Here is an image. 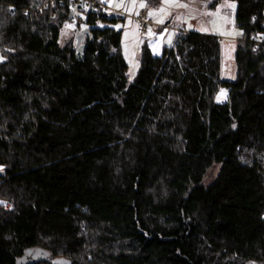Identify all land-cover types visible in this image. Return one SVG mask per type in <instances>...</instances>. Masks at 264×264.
I'll list each match as a JSON object with an SVG mask.
<instances>
[{"label":"trees","instance_id":"trees-1","mask_svg":"<svg viewBox=\"0 0 264 264\" xmlns=\"http://www.w3.org/2000/svg\"><path fill=\"white\" fill-rule=\"evenodd\" d=\"M65 1L0 0V264H264V0H235L233 80L180 30L132 81L120 30L59 44Z\"/></svg>","mask_w":264,"mask_h":264},{"label":"rangeland","instance_id":"rangeland-1","mask_svg":"<svg viewBox=\"0 0 264 264\" xmlns=\"http://www.w3.org/2000/svg\"><path fill=\"white\" fill-rule=\"evenodd\" d=\"M106 1L109 6L117 10L120 16L108 15V17H116L115 21L101 20L100 26L110 25L116 31L120 30V49L127 62L126 74L129 81H132L137 73L142 47L147 45L154 55H159L164 46L173 45L176 33L180 30L216 35L220 41V77L224 80L235 78L234 52L241 31L235 26L233 17L227 15L229 9H235V0H220L214 6H209L211 0H168V2L158 0V3L153 5L148 3L149 0ZM141 3L145 7H140ZM146 7L148 14L149 12L156 14L152 16L154 21L150 27L143 35H140L136 32L135 17L141 9ZM161 8L164 9L163 12L159 11ZM210 13H216V15H209ZM160 20H163V23H159ZM91 26L82 16L80 18L76 16L72 22L64 21L58 36L59 44L65 42L75 44L77 30ZM149 29H151V34H149ZM3 60L4 56L0 53V62ZM222 90L224 91L223 88L219 89L215 96L217 102L227 100L228 92L221 95ZM3 169L4 167L0 165V173ZM216 170V167L210 168L204 181L208 182L215 175ZM1 201L0 199V203Z\"/></svg>","mask_w":264,"mask_h":264},{"label":"built area","instance_id":"built-area-1","mask_svg":"<svg viewBox=\"0 0 264 264\" xmlns=\"http://www.w3.org/2000/svg\"><path fill=\"white\" fill-rule=\"evenodd\" d=\"M55 2V0H53ZM62 2V0H60ZM67 6L70 8L71 13L69 14L66 20L74 21L76 16L80 18V16L87 19L88 14H92L95 16L92 22V26H100V21L104 17H108V15H118L117 10L109 6L106 2H101V0H66ZM40 9V8H38ZM234 10L229 9L227 15L229 17H233ZM153 18L148 15V8H143L139 11L137 16L135 17V22L137 25L136 32L140 35H143L145 31L152 24ZM252 39L259 40L260 37L258 35H254Z\"/></svg>","mask_w":264,"mask_h":264},{"label":"water","instance_id":"water-1","mask_svg":"<svg viewBox=\"0 0 264 264\" xmlns=\"http://www.w3.org/2000/svg\"><path fill=\"white\" fill-rule=\"evenodd\" d=\"M88 38L89 41L92 40V33L89 27L81 30H77L75 35V45H76V56H81L83 50L86 46L85 39Z\"/></svg>","mask_w":264,"mask_h":264},{"label":"snow or ice","instance_id":"snow-or-ice-1","mask_svg":"<svg viewBox=\"0 0 264 264\" xmlns=\"http://www.w3.org/2000/svg\"><path fill=\"white\" fill-rule=\"evenodd\" d=\"M101 2L103 3V2H106V0H101ZM166 2H168V0H166ZM117 7H120V5H116ZM140 7H145V5L143 4V3H141L140 5H139ZM175 6H182V7H186L187 5H175ZM232 7H234V5H231ZM159 11H161V12H163L164 11V9L163 8H161ZM156 13L155 12H149V16H154ZM209 15H216V13H210ZM159 23H163V20H160V21H158ZM149 34H151V29H149ZM221 95H224V92H223V90H222V93H221ZM218 99H219V97H218Z\"/></svg>","mask_w":264,"mask_h":264},{"label":"crops","instance_id":"crops-1","mask_svg":"<svg viewBox=\"0 0 264 264\" xmlns=\"http://www.w3.org/2000/svg\"><path fill=\"white\" fill-rule=\"evenodd\" d=\"M152 18H153V17H152ZM153 21H154V18H153ZM153 21H152V22H153ZM221 88H223V89H224V91H223V92H228L227 88H225V87H221ZM221 88H220V89H221ZM218 91H219V90H218Z\"/></svg>","mask_w":264,"mask_h":264}]
</instances>
